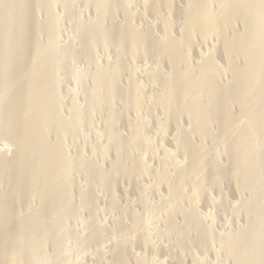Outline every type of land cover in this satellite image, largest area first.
<instances>
[{"label":"bare ground","instance_id":"6f19581e","mask_svg":"<svg viewBox=\"0 0 264 264\" xmlns=\"http://www.w3.org/2000/svg\"><path fill=\"white\" fill-rule=\"evenodd\" d=\"M133 2H85L98 15L94 33L85 38L82 36V42L87 47L85 49L94 61V67L91 63L94 97L92 103L85 101L83 114L78 102L72 103L69 111L71 127L70 124H63L64 112L58 95L63 74L60 70L62 62L57 54L58 26L52 0H0V137L10 139L15 146L10 155L0 153V264H34L38 260L35 259L36 253H41L46 247L58 255L66 244L67 230L70 229L67 225L71 223L72 192L75 194V174L81 175L79 173L89 179L86 183L93 229L87 237L86 247L97 250L95 264H105L106 257L102 247L105 238L100 236L103 234L102 225L96 223L99 217L97 195L104 193L100 189L105 188L109 194V210L115 213L116 188L121 182L137 191L136 194L139 192L143 215H129L136 235L134 233V237H128L121 233L119 241H116L118 247L113 252L116 259L112 264H136L131 254L136 246L146 248L145 252L149 249L153 251L156 242L150 238L152 227L150 221L145 220L146 215H152L156 224H160V217L164 219V237L159 244L169 243L174 250L178 246V259L177 262L173 261L177 264L182 262L185 251L190 255L193 237L198 247L205 251L218 248L220 254H224L223 259H231L232 264H264V148L258 144L260 138L264 137V0H182L185 12H179V0H144L141 4L144 16L134 14ZM42 13L49 18L45 16V21H50L47 36L40 33V23L44 20L42 18L39 23ZM118 14L124 22L120 32L114 29ZM146 15L151 17L153 24H148ZM174 15L179 16L180 23H183L177 39L171 26ZM107 25L111 26L110 37L105 35ZM237 27L242 29L241 34H236ZM45 38H50L51 44L48 43L49 59L45 56L48 61L44 64L41 41ZM197 41L203 44L207 52L212 48L217 51L213 50L206 60H201L197 56ZM110 44L116 46L119 65L113 75L108 73L104 78L106 76L101 75L95 64L98 60L95 50L98 46L105 48ZM194 53L196 68L193 67ZM147 58L155 63L158 70L153 73L144 71L141 78L137 70L143 64L136 70V60L144 61ZM219 63L224 65L223 72ZM163 69L168 71V77L164 76ZM122 80L126 81L128 87L126 97L119 93ZM159 92L162 93L160 96ZM115 102L120 104L122 110L120 119L113 110ZM98 111L102 112L105 122L103 150L92 144L93 139L91 144L94 146L95 160L92 157L90 169L84 170V162L77 160L80 165L72 171L67 158V137H75L77 145H81L79 133L82 119H87L86 124L93 130ZM130 117L135 121V126L129 123ZM145 120H152L156 126L155 143L148 138L144 127L148 122L142 123ZM120 124H124L129 132L128 145H124L126 143L118 133L122 127ZM65 125L71 127L69 134L64 130ZM51 134L56 141L54 148L49 144L53 140ZM169 135L173 137L167 141ZM73 140L70 142L74 143ZM167 142L169 146L171 143L174 145L175 153L185 159H182L184 162L177 164L166 155ZM205 143L211 146L213 152L205 149ZM221 145L224 154H219L226 160L227 165L223 166L225 171L217 162L220 155L215 156ZM83 151L85 148L78 152L79 157ZM110 157L115 160V165L110 168L109 182L104 183L100 177L103 175L101 168ZM149 161L157 167L155 176L149 174V170H152ZM223 179L228 181L235 198L248 206L236 208L234 212L224 207L217 209L230 220L243 217L249 225L243 229V234L238 227H235L236 233L227 232L225 245L219 248L206 237L209 232H205L199 223L197 208L205 205L216 209L208 199L209 182L214 184L213 188L219 189ZM187 186L191 189L189 193L185 192ZM150 193L158 201L155 209L152 208L154 196ZM244 198L248 201H243ZM35 208L41 212V221L38 218L40 223L37 225L32 222ZM178 218L183 221L180 234L175 232L174 221ZM122 224L123 219L119 225ZM168 246L164 247L167 249ZM51 249L46 250L48 256L50 254L47 252L50 253ZM56 264L72 263L63 258Z\"/></svg>","mask_w":264,"mask_h":264},{"label":"rangeland","instance_id":"374dc122","mask_svg":"<svg viewBox=\"0 0 264 264\" xmlns=\"http://www.w3.org/2000/svg\"><path fill=\"white\" fill-rule=\"evenodd\" d=\"M133 1H134L133 2L134 5H135L134 11H133L134 14L135 15H140L141 14V16H144V14L141 13L142 12L141 4L144 2V0H133ZM151 1L161 2L162 0H151ZM85 2H86V0H84V1L83 0H64V1H62V0H52L53 9L55 10V12L53 10V14L55 16V21L57 23L56 25L58 26V32H57L58 35L56 34V38L58 36V38H57L58 41H56V46H57V51H58L57 54L59 55V59L62 62L60 70L62 71V74H63V75H61L62 77H61V80L59 82L58 91L59 90L60 91L58 92V95H59V101H60L61 106H62V110L64 112L63 113V121H64L63 124L64 123L67 124V125L70 124L69 126H71V127H72L71 120H70L71 119V115H70L69 111H70L72 103L73 102H78L77 105L81 109L80 113L83 114V111H84L83 109H85V108H83V106L86 107V102L85 101H88L87 102L88 104L92 103L93 97H94L93 94H92L93 93L92 92L93 91V83H92L93 82V79H92L93 77L92 76H94L93 75L94 71H93L92 68L94 67V61H93V58L89 55V52L87 51V49H85V48H87L86 46H84V45H86L85 42H82V41H84L83 39L85 37H89L90 35H92L94 33L95 27L97 25V20H98V17H96V16H98V15L93 10V8L89 7L87 5V3H85ZM181 2H182V0H179V3L177 2V8L179 9V12H185L186 9H185L184 3L182 2L183 3L182 4ZM45 16L48 18L47 15L42 13V15L40 16L41 19H39V23H40V20H42V18L44 19L43 22L41 21L42 23H40V25H41L40 33L43 36H47L48 35V26H49L48 24L50 23V21L48 20L49 18L48 19L46 18L47 20L45 21ZM68 16H70V18ZM117 16L118 17L115 18V22H117V24H114V26L116 25L115 26L116 28L114 27V29H115L116 32H117V30L120 32L121 28H123L124 22L122 20L123 18H121V16H119V14ZM146 17H147L148 24L150 25L151 22H152L151 24H153V21H152L151 17L147 16V15H146ZM173 17L171 18V20L173 19L171 21L172 22L171 26H172L173 32H175V36L174 37L177 39V36L181 32V29L183 27V23L182 22L180 23L181 20H180L179 16L174 15ZM71 22H73V23H71ZM120 25H122V26H120ZM141 26L142 25H139L140 28H142ZM180 26H182V27L180 28ZM93 29H94V31H93ZM240 29H241L240 27L239 28L237 27V29H235V31H237L236 34H238V33L241 34L242 33V29L241 30ZM105 30L108 33L107 34L105 32V35H107V37H110L109 35L112 34L111 26L107 25ZM239 31H241V32H239ZM49 39L50 38H47V39L45 38V39H43L44 41L43 40L41 41L43 47H42V45L40 43L41 48L44 49L43 53H41L43 55L42 62L44 64L49 59V56H47L48 55L47 54L48 50L50 51V44H51V42H50L51 39L50 40ZM46 43L47 44L50 43V44L47 45ZM44 44H46L47 46L44 45ZM197 44H198L196 46L197 56L201 60H206L207 59L206 56L207 55L210 56L211 52L213 50L217 51L216 49L212 48L211 51L208 50L209 52H207L206 51L207 49H205V47H203V44L200 41H197ZM114 45L115 44H110V45H108L109 47L107 46L105 48L104 47L101 48L102 46H98L96 48V50H95V52L97 51L95 53V56H96V58H98V60L96 59L98 62L95 60L96 61L95 64H97V67H98L101 75L103 74L102 75L103 77L106 76L104 78H107V74L108 73H109L108 75H113L114 74L113 73L114 70H116L118 65H119L117 63L118 61H117V56H116V48H115L116 46H114ZM110 47H112V48H110ZM100 48L103 49V50H101ZM203 50H205L206 52L203 51ZM45 56H47L48 59H46ZM89 56H90V58H89ZM193 58L194 59L196 58V54L195 53L193 54ZM89 59H90L91 62L89 61ZM136 61H137L136 62L137 66L135 68L136 70L143 64L140 67L141 69L139 68L137 70V72H139L138 75L142 76V77L140 76L141 78H143L145 72L153 73L154 70H156L155 72H157V70H158L155 67V63L153 61H151V59L147 58L144 61L142 59H139V60L137 59ZM193 61H194L193 65H195L193 67L196 68L197 67L196 66L197 60L195 59ZM220 61H222V60H220ZM142 62H146L147 64L146 63H142ZM222 62H224V61H222ZM91 63H92L93 67L91 66ZM221 63H219L220 64L219 66L221 67L220 71L223 72L222 67L224 65H222ZM142 67H143V69H142ZM69 70H70V72H69ZM141 70L143 72L144 71L145 72L143 73ZM165 70L166 69H163V71H164L163 74L165 73L164 76L167 75L166 77H168V73H167L168 71L166 70V72H165ZM122 81L120 82L119 91H120V89H121V91L119 93L123 97H126L125 95H128V93H127L128 92V87H127L126 81L125 80H122ZM147 91H149L148 87H147ZM147 93H148V96H149L150 91L147 92ZM160 93L161 92H159V96L162 94V93L161 94ZM114 106L115 107H113V110H114L115 116L117 117V119H120L122 117V110H121L120 104L115 102ZM148 106H149V108L151 107V103L150 102H149ZM99 112H100V114H99ZM97 113L98 114H96L95 121H94V122H96V124H94V122H93L94 126L96 125V127L93 130H92V128L90 129L88 127V125L86 124L87 123V119L86 120L84 118L82 119V123L84 125L82 124V126L80 128L81 132L79 133V141H82L81 145H77V139L75 137H73V136H68L67 137V139H69L67 141L68 142L67 143L68 147L66 146L67 147V158H68V164L71 167L72 171H73L74 167L78 166V164L82 163V162H84V164H82L84 170L90 169V166H91L90 162L92 160V157L95 160V158L93 156L94 153H95V151L93 149L95 145L97 147H99L100 151L103 150V141H104V139H103L104 136L103 135L105 134V128H104L105 127V125H104L105 122H104V116H103L102 112L98 111ZM149 117H152V115H150ZM129 121H130L129 122L130 124L134 125L135 121L132 118ZM146 121L148 122L147 125L145 124ZM129 123H127V125H129ZM142 123L145 124L144 127H145V129H147L146 131L148 132V138H149L150 142L151 143H155L156 142V132H157V130H156V126H154L153 121L152 120L151 121L145 120V121H142ZM149 123H150V125H149ZM67 125L64 126L65 127L64 130H65V132L67 134H69L70 131H71V127H69ZM120 125L124 128L123 129L122 127H120L122 129V130L121 129L120 130L122 132H124L125 134L122 133L120 130H119L118 133L120 134V136H122L121 140L123 138V140H122L123 143H126L124 145H128V143H129V138H128L129 135H127V134L129 132H128V130L125 127L124 124L123 125L120 124ZM133 125H129V126L133 128L135 126V125L134 126ZM94 126H92V127L94 128ZM146 126H147V128H146ZM91 130L92 131L95 130V132H93L94 136H93ZM215 133H216V131H215ZM51 135H53V134H51ZM215 135L218 136V133H216ZM172 137H173L172 135H169L167 141L172 139ZM182 137L184 138V136H182ZM72 138H74V140ZM52 139L53 140L49 144H50L51 148L52 147L54 148L56 146V141H54V139H55L54 135H53ZM72 140L74 141V143L70 142ZM262 140L264 141V137L260 138V140H259L260 142H258V144H260V146L264 148V142H262ZM82 143H83V145H82ZM91 143L94 146H92ZM166 145H165V150L164 151H165V153H166V155L168 157H170L177 164L179 162H184L183 160H185V159L180 158L177 155V153H175V151L177 152V150H176V148H174V145L172 143L169 146V144L167 142ZM195 145L197 146V144H195ZM78 146H80V147H78ZM204 147H205V149L209 148L208 149L209 151L211 150V146L208 143H205ZM14 148H15V146H14L13 142L10 139H8L6 137H0V153L10 155V154H12V151H14ZM84 148H85V152L83 151V154H80L81 157H79L78 156V152L80 150H83ZM139 150H141V149H139ZM212 150H211V152H213ZM217 150L218 151L216 152V155H215L216 158L221 153L224 154L223 153L224 152V148H223L222 145ZM138 151L136 153H138ZM83 155H84V157H82ZM87 156H88V158H87ZM90 156H91V159H90ZM209 156H212V155L209 154ZM219 157L220 158L217 159V162L221 166V169H223V166H226L227 163L225 164L226 160L224 159V156L221 157V155H220ZM77 160H78V162L79 161L80 162L78 163ZM81 160H82V162H81ZM108 160H107L106 164L104 165V167L106 165H108V163H109V165L106 166L105 168L102 166L103 168H101V169H103L101 172H103V175L105 176V178H103V175H101L100 177H101V180L104 181V183L109 182V180H110L109 174H111V171H112V169H110V168H113L114 165H115V163H114L115 160L113 159V157L108 158ZM220 160H221V162H220ZM148 163L151 164L150 168L152 169V170H149L150 171L149 172L150 176H155L156 175L155 170H156L157 167H154L155 166L154 162L151 163V161H149ZM75 164H77V165H75ZM97 164H98V162H97ZM222 171H225V170L223 169ZM79 174H81V175L75 174L76 182H75L74 185H76V186H74V188H73V191L75 192V194L72 192V196H73L72 199L74 201H72V205H73L72 207L73 208H72V211H71V214H72L71 215V223H69L70 225L68 224L69 226L67 225V227H69L70 229L68 228L69 230H67L68 231V233H67L68 236L66 235V239H65L66 240V242H65L66 244H65L64 248H62L63 250L61 249V251H59V253H58L59 256L56 255L54 253V251L51 248H48V247H46L45 249H43L41 251V253L43 255L38 251L40 253V255L37 256V254H39V253L38 252L36 253V257L37 258H35V259H38V260H35L34 264H56L63 258L67 259L68 262L72 263V264H95V260L97 258V250L94 247H92V248L90 247L88 249L86 247L87 237L89 236V234L91 233V231L93 229V225H92L93 221H91V220H93V218L90 216L91 215L90 210H89L90 209L89 208L90 207V203H89V200H88V198H89V187H87L88 184L86 183L89 179H88L87 176H85L86 177L85 178L84 174H83V176H82V173H79ZM80 177H82V178L84 177V178L81 179ZM226 182H227V184H226ZM222 183L223 184H220L221 187L219 186L220 188L218 189L217 187L213 188V187H215L214 184L209 182V187H208L209 198L208 199H209V202H211L212 205L216 207V209L217 208L220 209V208L224 207L226 210H230V211L234 212L236 210V208H240L241 206L242 207H247L248 206L244 202H243L244 203V205H243V203L240 202L241 200L238 201V199L235 198L236 196L233 194L232 189L228 185V181L226 179H225V181L223 179ZM85 184H86V186H84ZM121 184H124V185L122 186ZM121 184L118 186V188H116V193H117V195H116L117 196L116 197L117 198L116 199L117 200L116 201L117 209H116V212H115L116 214L109 210L110 205H109V200H108V195H109L108 191L105 190V188L100 189L102 192L104 191V193H100V194L97 195V201H98V203H97V206H98L97 211H98V214H99L98 216L99 217H98V222H96V223H99L100 226L102 225L101 227H102L103 231H101V233H103V234L100 233L101 234L100 236L102 237V235H103V238H105L104 246H102L103 249H104V253L106 252L105 253V256H106L105 257V264H112L115 261L116 258L114 257L115 254H113V252L115 251V248L117 249L118 243L116 241H119L118 239H120V236H122V234L124 236L127 235L128 237H134L136 235L135 232H137V231L135 230L134 223H133L132 219L129 217V215H136L137 217H139L140 215H143V211H142L143 209H142L141 201H139V199H140L139 192H138V194H136L137 191L135 192V190H132V188L130 186H128L126 183L121 182ZM125 185H127V186H125ZM149 186H151V185L149 184ZM76 188H78V189H76ZM185 188H187V190H188L187 191L185 189V192L189 193L190 190H191V189L189 190L190 186L189 187L187 186ZM217 189L221 190V191L219 192ZM150 194H151L152 197L154 196L153 193H150ZM74 195H76V196L74 197ZM84 197H86V198H84ZM74 198H76V199H74ZM79 198H81V199L83 198L85 200L84 201L82 199L81 203L82 202L83 203L81 205V209L80 210H79V208H80L79 203H80L81 199L79 200ZM245 199L246 198H244L243 201L247 200V199L246 200ZM153 202H152L153 203L152 208L155 209L158 206V201L155 199V196L153 197ZM185 208L187 209V206H185ZM216 209L213 210L212 207L207 208L205 205H199L198 208H197V214H198V218H199L198 221L202 225V228L204 229V231L207 232V233L209 232L206 237H208V239H210L211 243L214 244L215 247L223 248V246L225 245L224 241H225L227 232L229 234L236 233L237 228L235 229V227H238L240 233L243 234L244 233L243 229L246 228L249 225V222L246 220L248 222V224H246L247 222L244 220L243 217L242 218L240 217L241 219H239V220L237 218L236 219H231V220H233V221H231L230 217H228L224 212H220L218 209L217 210ZM33 211L34 212H32V219H33L32 222L34 221L35 223L33 222V224L37 225L36 223H40V221H41L40 220L41 219V216H40L41 212H38V211H40L38 208H35ZM145 217H146L145 220L147 222L150 221L149 224L152 227L151 232L153 233V234L151 233L150 238H151V240L153 242H156L155 243L156 246L153 245V251H151L149 249L148 252H145L147 250L146 248L143 249V247L136 246V248L133 249L132 252H131V254L133 256V262H136V264H137V262H138V264L139 263L140 264H177L175 262H177L176 260L178 259V257H176V251H179L178 250L179 248L177 249L178 246H176V248L174 250V248H173L174 246L172 245L173 246L172 247L171 244H169V243H167L169 246L166 245V244H159V241L164 237V234H163V231H165L164 219L162 217H160L158 219V222H160V224L158 223L159 224V226H158V224L154 223L155 220H154V218H152V215H146ZM38 218H39L40 221H38ZM121 219H123V224L119 225V223L121 222ZM116 220H118V221H116ZM237 220H238V222H236ZM78 221H79V223H78ZM113 221H116V222H113ZM181 221L182 220L180 218L175 219V221H174V223H175V232L178 233V234H180L179 231H181V229L183 227L182 226L183 225V221L182 222ZM229 221H231L232 223L229 222ZM151 222H152V224H151ZM80 227L82 228L81 230H80ZM116 227L120 228V230L117 229ZM76 228H78L79 230H77ZM211 229H212V231H211ZM69 231H71V232H69ZM205 232H204V234L206 235ZM134 233H135V235H134ZM213 234H214V236L210 237ZM192 241H194V244H193ZM192 241H191V247L192 248H191L190 255H189V252L185 251V253H184L183 257H182V262H179L180 264H203V263L204 264H213V262H214V264H218V263L219 264H222V263H224V264H226V263L232 264L231 263L232 261H230L231 259L226 258V261L228 260L230 262H226L225 259H223L224 256H222V255H224V254H223V252L220 254L219 251H221V250H219L218 248H216V249L214 248V250H213L214 252L210 251V250L209 251H205V249H203V248L201 249V247L197 246L196 238L193 237ZM161 245H163V246H161ZM164 246H168L167 249ZM137 247H138V249H137ZM139 248H141L142 250L139 249ZM164 248H165V250H163ZM50 249L52 251H50V253L47 252L48 254H50V256H48L46 254V250H50ZM136 249H137L139 254L135 252ZM201 250L202 251L204 250V251L202 252ZM207 252H208V254H207ZM217 253H218V255H217ZM41 255L43 257H40ZM138 255H139V257H137ZM177 256H178V254H177ZM204 256L206 258H204ZM58 259H60V260L57 261ZM142 260H143V262H142ZM174 260H175V262H173ZM192 260L194 261L193 263L191 262ZM221 261H222V263H221ZM77 262H79V263H77Z\"/></svg>","mask_w":264,"mask_h":264}]
</instances>
